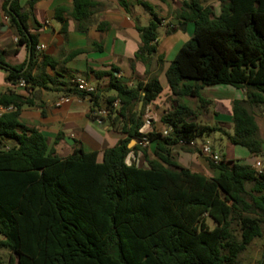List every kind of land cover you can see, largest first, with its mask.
Listing matches in <instances>:
<instances>
[{
    "label": "trees",
    "instance_id": "obj_1",
    "mask_svg": "<svg viewBox=\"0 0 264 264\" xmlns=\"http://www.w3.org/2000/svg\"><path fill=\"white\" fill-rule=\"evenodd\" d=\"M37 1L24 6L6 0L3 5L18 48L32 50L27 68V62L8 64L0 50V69L14 85L0 93V107H12L0 115V249L10 250L6 264H240V254L264 235V175L223 157L217 164L210 160L220 174L208 177L180 165L174 148L216 131L226 133L219 123L200 124L196 111L181 99L193 97L208 106L212 100L202 90L228 84L246 90L245 100L233 102L230 141L256 154L262 151L249 106L264 108V0H220L218 15L211 7L185 1L180 17L194 21L195 31L166 71L176 96L174 108L161 117L170 128L167 135L156 129L143 132V111L137 108L163 91L157 76L129 86L117 77L116 67L91 69L98 79L109 78L105 89L94 92L49 78L65 94L88 97L92 111L101 107L102 97L107 104L120 101L104 120L126 136L104 151L102 161L97 151L82 147L62 157L46 135L20 120L22 107L36 104L34 89L48 88L46 79L33 74L42 56L30 23ZM119 3L131 14L127 0ZM141 4L151 21L137 24L142 45L135 56L148 64L156 57L162 61L157 38L163 18L148 2ZM97 6L95 0H74L71 16L78 29H87ZM34 25L40 26L35 20ZM43 63L53 69L58 65L48 55ZM21 79L26 83L18 88ZM132 139L142 142L129 147ZM145 139L156 141L153 158ZM138 149L148 167L128 162Z\"/></svg>",
    "mask_w": 264,
    "mask_h": 264
},
{
    "label": "crops",
    "instance_id": "obj_2",
    "mask_svg": "<svg viewBox=\"0 0 264 264\" xmlns=\"http://www.w3.org/2000/svg\"><path fill=\"white\" fill-rule=\"evenodd\" d=\"M6 0H0V50L5 61L10 65H22L28 60V49L18 48L17 37L10 28L8 17L3 5ZM29 0H20L26 6ZM98 6L88 21L86 30L77 27V21L71 16L74 0H39L33 8L34 19L30 22L32 32L39 38V44L44 48L39 51V58L33 74L41 80L46 79L47 86H37L33 98L35 105H25L20 112V120L28 127H34L47 136L48 142L62 157L69 156L75 148L82 147L85 151H97L98 160H103L104 151L115 146L126 136L117 125L104 120L99 123L92 117L93 104L88 97L65 94L59 84L52 83L49 78L66 82L68 85L83 77L94 84L98 90H103L109 84V78L98 79L93 70H110L116 67L117 77L129 86H135L140 81H147L157 76L163 91L152 102L137 108L143 111V132L154 129L163 131L166 127L161 117L176 105V96L169 85L166 71L178 50L194 34L195 23L180 17L185 1L199 2L203 7H211L215 14L221 12L220 0H127L130 3L131 14L120 5L119 0H95ZM148 2L163 18L158 28L157 53L150 64L136 58L135 54L142 45L141 33L137 24L146 26L151 21V14L141 4ZM61 17V18H59ZM34 20L39 23L36 28ZM71 53H75L70 57ZM43 55L53 57L58 61L55 69L43 63ZM14 85L7 81V73L0 69V93ZM24 93V90L21 89ZM209 91V97L206 92ZM112 94V92H109ZM205 98L211 99L208 106L198 99L184 97L181 101L189 104L196 111V120L200 124L214 125L219 123L226 133L227 154L215 150L227 160H236L254 166L257 161L264 164V108L252 107L256 122L259 126V136L262 139V151L259 154L251 152L247 147L233 144L227 133L233 132V102L245 100L246 90L228 84L206 87L202 90ZM65 97V98H64ZM64 98V99H62ZM105 97L100 98L103 105ZM61 139H58L59 136ZM209 140L197 138L198 145L179 144L174 148L177 162L193 172L216 177L220 170L211 165L200 145ZM222 141L224 139L222 138ZM149 148L150 157H154L155 140H144ZM210 142V141H209ZM225 142V141H224ZM14 144V141H10ZM137 144V143H136ZM128 162L138 166L148 167V163L140 149L128 156ZM264 264V259L262 261Z\"/></svg>",
    "mask_w": 264,
    "mask_h": 264
},
{
    "label": "built area",
    "instance_id": "obj_3",
    "mask_svg": "<svg viewBox=\"0 0 264 264\" xmlns=\"http://www.w3.org/2000/svg\"><path fill=\"white\" fill-rule=\"evenodd\" d=\"M44 48V45H38L37 49L40 51ZM77 83V86L79 89L81 90H85L88 92H94L97 90V87L92 84L90 81H88L86 78L80 77L78 79H76L75 81ZM25 80L21 79L17 84L16 87L18 88H22L25 86ZM65 98V97H64ZM62 98V99H64ZM120 106V101L119 100H115L112 104H107L106 102H104L103 105H101V107H97L95 108V110L93 111V115L96 117V121H98L99 123H102L104 121V118L107 117L112 109H117ZM12 109V107L9 108H5V107H0V115L5 112ZM170 128L166 127L165 129H163L162 133L164 135H167L169 133ZM182 143H184L182 141ZM189 145H198L197 139L192 140ZM200 149L202 151V153L207 156L210 160H212L214 163H219L222 160V156L215 150L214 146L212 145L211 142L209 141H205L200 145ZM258 173H261L264 175V164L262 161H257L254 166H253Z\"/></svg>",
    "mask_w": 264,
    "mask_h": 264
},
{
    "label": "rangeland",
    "instance_id": "obj_4",
    "mask_svg": "<svg viewBox=\"0 0 264 264\" xmlns=\"http://www.w3.org/2000/svg\"><path fill=\"white\" fill-rule=\"evenodd\" d=\"M206 95L209 97V91L206 92ZM203 139L209 140L212 145L216 147L218 151L223 154H227L226 145L227 138L226 135L221 133L220 131L213 132L210 135L202 136ZM200 137V139L202 138ZM222 138L224 141H222ZM0 238L2 235L0 234ZM10 255V250L8 249H0V257L2 259L3 264H6ZM264 259V235L260 238H256L248 248L240 254L239 261L240 264H262Z\"/></svg>",
    "mask_w": 264,
    "mask_h": 264
},
{
    "label": "water",
    "instance_id": "obj_5",
    "mask_svg": "<svg viewBox=\"0 0 264 264\" xmlns=\"http://www.w3.org/2000/svg\"><path fill=\"white\" fill-rule=\"evenodd\" d=\"M11 4V3H10ZM10 6V5H9ZM31 56H32V50L30 49L29 50V53H28V60H27V65H26V68L28 67L29 63H30V60H31ZM142 142L141 139H132L131 142L129 143V147H133L136 143H140Z\"/></svg>",
    "mask_w": 264,
    "mask_h": 264
}]
</instances>
